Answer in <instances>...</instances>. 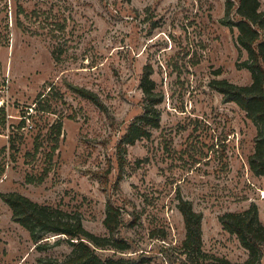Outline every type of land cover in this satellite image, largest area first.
<instances>
[{"label": "rangeland", "instance_id": "rangeland-1", "mask_svg": "<svg viewBox=\"0 0 264 264\" xmlns=\"http://www.w3.org/2000/svg\"><path fill=\"white\" fill-rule=\"evenodd\" d=\"M225 16L226 0H0V107L7 116L6 125L0 118V148L7 147L0 264H53L74 250L58 235L41 248L34 244L1 197L9 192L77 212L101 237L109 236L111 200L121 208L120 238L131 249L99 250L102 257L191 264L183 251L180 194L204 214L205 254L195 264L248 259L220 222L226 212L255 203L264 223V176L248 164L257 127L210 86L215 79L252 83L248 55L239 52ZM146 66L164 94L160 126L120 155V138L142 112ZM70 86L95 92L103 107ZM58 123L56 140L50 129ZM13 132L21 137L15 159L8 148Z\"/></svg>", "mask_w": 264, "mask_h": 264}, {"label": "trees", "instance_id": "trees-1", "mask_svg": "<svg viewBox=\"0 0 264 264\" xmlns=\"http://www.w3.org/2000/svg\"><path fill=\"white\" fill-rule=\"evenodd\" d=\"M223 24L234 32L237 31L236 44L240 53L246 52L248 59L245 67L251 72L252 83L247 86L237 85L228 80H213L210 86L223 96L225 102H234L246 112L247 118L257 127L255 148L248 158L250 170L257 176H264V9L261 0H226V16ZM55 59L60 54L54 52ZM153 70L150 66L144 68L140 87L143 91L142 112L135 116L127 126L119 140L118 150L121 153L129 145L138 140L149 138L151 130L160 126L162 113L159 105L163 102L164 94L158 89L152 78ZM70 88L79 96L103 107L99 96L88 89ZM54 89L51 86L50 92ZM42 96V95H41ZM46 97V96H44ZM43 97V98H44ZM41 101L39 100L38 103ZM37 110V108H35ZM29 113V112H28ZM31 116V114H29ZM21 129L28 118L24 116ZM0 118L6 125L7 116L4 107H0ZM62 123L53 125L50 135L58 140L61 135ZM17 133L9 135V150L15 159L20 150ZM7 147L0 148V176L5 173V157ZM121 176L116 186L119 188ZM2 199L10 206L13 220L29 231L34 244L41 248V243L49 235L65 237V241L74 248L72 254L64 261L53 264H127L124 258L102 257L99 250H113L115 254L126 253L131 244L120 238L123 225L121 208L111 200L107 201L105 225L109 230L108 237H101L88 231L79 213L67 212L61 208L43 205L18 192L3 193ZM178 208L183 215L186 235L183 241V251L186 260L195 264L196 260L204 256L203 219L204 214L194 209L193 203L178 194ZM223 229L236 235L242 247L248 251L245 262H231L227 258L217 257L215 264H262L264 258V223L260 219L259 207L252 203L243 212H226L220 217ZM45 247L49 243L43 244Z\"/></svg>", "mask_w": 264, "mask_h": 264}]
</instances>
